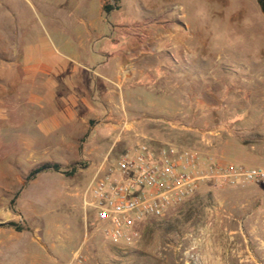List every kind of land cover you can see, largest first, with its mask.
Here are the masks:
<instances>
[{
  "label": "rangeland",
  "instance_id": "1",
  "mask_svg": "<svg viewBox=\"0 0 264 264\" xmlns=\"http://www.w3.org/2000/svg\"><path fill=\"white\" fill-rule=\"evenodd\" d=\"M101 3L0 0V264H72L78 252L85 264H264L262 185L220 188L204 183L163 217L136 225L131 243L118 245L107 239L95 212L84 207V191L98 169L113 168L123 154L144 143H172L205 160L264 168V128L236 127L229 98L221 100L226 111L215 120L222 122L220 133L210 138L185 129L188 120L181 117L173 129L142 122L141 87L134 92L131 87L130 109L108 108L88 127H63L51 134L38 125L43 108L27 104L28 92L42 89L43 78L58 84L61 68L75 67L87 40L85 25L91 23L103 35L119 25L118 31L137 41L142 25H179L184 31L179 47L191 56L184 66L208 60L197 72L199 80L224 70L228 88L235 80L250 82L257 74L253 63L264 60V13L258 1L121 0L120 9L110 14L102 13ZM28 53L34 71L51 64L49 60L57 62L50 77L30 78ZM124 55L131 57L132 72L142 53L131 48ZM92 59L91 66L104 60L97 55ZM242 88L243 106L255 105L251 84ZM195 93L202 100V88L196 86ZM197 116L200 122L206 117L201 110ZM70 131H77L75 139L62 141ZM46 162L60 163L63 172L46 170L29 177ZM73 168V176L66 174ZM11 220L23 230L4 225Z\"/></svg>",
  "mask_w": 264,
  "mask_h": 264
},
{
  "label": "crops",
  "instance_id": "2",
  "mask_svg": "<svg viewBox=\"0 0 264 264\" xmlns=\"http://www.w3.org/2000/svg\"><path fill=\"white\" fill-rule=\"evenodd\" d=\"M103 3L102 0V13ZM79 20L85 22L83 18ZM91 24L85 25L84 37L87 40L79 48L80 59L75 61V67L61 68L59 82L63 78V83L55 84L43 78L42 89L37 87V91L33 88L28 92L27 104L43 108L44 113L38 125L45 134H51L63 127H88L93 118H99L108 108L130 109L131 87L133 92L136 87L142 88V122L163 123L173 129L180 124L181 117L188 120L185 129L202 131L203 138H210L220 133L222 122L216 123L215 120L226 111L221 100L229 98L231 110L234 109L233 116L236 115L234 120L239 121L236 122V127L245 131L248 128L259 131L264 128V60L253 63L257 67L254 79L250 82L235 80L233 86L228 88L223 77L224 70H215L209 74L208 81L197 78V72L200 73L202 67H207L208 60L192 59L189 66H184L183 63L189 61L188 57L191 56L179 47V44H184V38L181 37L184 31L179 25H142V39L137 41L118 31L119 25H111L112 34L103 35L97 33L98 25ZM121 35L122 38L116 39ZM193 42L196 43L195 39ZM131 48H137L142 53L139 55L138 66L133 64L132 72L131 57L124 55ZM109 52L114 55L108 57ZM92 55L104 60L91 66ZM26 56L30 69L32 55L28 53ZM49 62L51 64L44 65L40 70L30 69V78L42 74L50 77L57 62ZM247 84L253 87V97L257 98L255 105L243 106L242 87ZM196 86L201 87L204 92L202 100L197 99ZM200 110L201 115L206 116L202 122L197 120ZM250 110L251 115L248 114ZM29 122L33 127L34 118ZM75 134L70 131L67 135L63 134L61 139L73 140ZM156 136L162 137L158 134ZM10 222L14 221H7L4 225L9 226ZM39 263L41 262L36 261L33 264Z\"/></svg>",
  "mask_w": 264,
  "mask_h": 264
},
{
  "label": "built area",
  "instance_id": "3",
  "mask_svg": "<svg viewBox=\"0 0 264 264\" xmlns=\"http://www.w3.org/2000/svg\"><path fill=\"white\" fill-rule=\"evenodd\" d=\"M172 143H144L127 151L113 168L102 165L87 185L83 202L104 223L115 245L131 243L135 227L148 217L166 212L192 198L202 184L264 186V168L205 160ZM78 252L72 264H85Z\"/></svg>",
  "mask_w": 264,
  "mask_h": 264
},
{
  "label": "trees",
  "instance_id": "4",
  "mask_svg": "<svg viewBox=\"0 0 264 264\" xmlns=\"http://www.w3.org/2000/svg\"><path fill=\"white\" fill-rule=\"evenodd\" d=\"M258 4L262 10V12L264 13V0H257ZM103 12L105 14H110L112 13L114 10H119L120 9V2L121 0H103ZM46 170H53L56 172H63V166L60 163H56V162H46L41 164L39 167L35 168L31 174L29 175V177H33L36 176L38 173L42 172V171H46ZM77 169L73 168L71 171L66 172V174H68L69 176H73L76 173ZM9 226H13L16 228V230L21 231L23 230L22 227H20L19 225H17L14 222H10L8 223Z\"/></svg>",
  "mask_w": 264,
  "mask_h": 264
}]
</instances>
